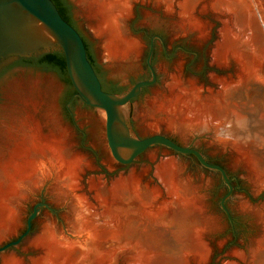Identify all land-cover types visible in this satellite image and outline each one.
Instances as JSON below:
<instances>
[{
  "label": "rangeland",
  "instance_id": "1",
  "mask_svg": "<svg viewBox=\"0 0 264 264\" xmlns=\"http://www.w3.org/2000/svg\"><path fill=\"white\" fill-rule=\"evenodd\" d=\"M70 3L73 8L71 18L83 33L107 85L115 84L128 90L135 82L151 78L152 72L146 59L150 40L158 35L154 37L151 59L157 81L144 87L142 94L129 102V125L140 138L152 134L166 135L180 145L202 151L209 162L223 166L233 185L232 194L226 200L231 218L221 207V199L228 191L221 173L204 167L194 155L154 144L130 164L115 159L106 136L105 111L86 104L80 96H74L68 104L67 99L74 86L67 78L56 71H44L32 65L41 54L61 50L60 46L43 47L30 56H22L32 58V64L19 61L22 58L19 57L0 67V124L13 111L29 110L30 102L21 103L19 95L22 90L34 87L37 103L35 113L46 118L54 113L60 127L67 132L66 146L84 159V165L79 169L77 188L95 205V193L90 186L92 180L112 187L122 179L131 178L142 186L161 187V195L166 197L157 168L164 160H173L182 167V177L189 179L205 196L207 212L217 219V227L205 234L208 256L202 260L194 252L192 231L195 230L197 218L188 210L179 208L180 211L175 214L170 208L150 217L142 212L141 201L133 196H128L123 204L129 209L127 225L130 240L150 247L156 257L167 264H264V249L255 262L251 257H245L244 252L249 250L251 241L263 236L264 226L250 212L242 209L243 202L252 206L264 205V179L261 185L251 181L250 171L240 163L238 153L230 146L216 143L212 133L193 132L183 137L165 124L152 125V120L146 117L148 103L157 94L164 96L170 93L168 84L173 76H178L186 85L192 84L202 98L222 92L223 80L239 79L235 62L230 60L223 63L215 54L226 12L224 15V12L214 9L209 0H195L193 13L205 29L201 35L195 30H183L179 26L182 16L177 2L171 10L154 0H135L131 3L125 26L128 35L140 43L141 50L129 62L114 65L106 57L103 42L94 31L91 18L76 0H70ZM15 62L18 63L15 65ZM257 83L256 80H247L242 85L234 84L225 97L230 108L241 109L240 113L260 120L264 114V85ZM43 120L44 130H47L46 119ZM251 149L256 157L257 170L264 174V144H251ZM52 182L50 177L45 178L43 184L22 201L19 222L13 232L0 239V246L24 231L27 217L36 203L44 200L50 208H41L35 218L33 232L20 244L0 253V264H3L4 257L14 255L24 259V264H32L43 254L41 245L35 244L43 227L48 222H54L66 229L68 208L66 204L58 202L51 192ZM239 253L244 255L241 257ZM117 264L129 263L123 259Z\"/></svg>",
  "mask_w": 264,
  "mask_h": 264
},
{
  "label": "bare ground",
  "instance_id": "2",
  "mask_svg": "<svg viewBox=\"0 0 264 264\" xmlns=\"http://www.w3.org/2000/svg\"><path fill=\"white\" fill-rule=\"evenodd\" d=\"M134 1L76 0L93 21L92 27L103 42L106 57L114 65L129 62L141 50L140 43L128 35L125 26ZM154 1L171 10L177 2L182 16L179 26L201 35L205 33L193 13L195 0ZM209 1L220 13L226 12L214 52L223 63L235 62L239 79L223 80L222 92L202 98L192 84L186 85L173 76L168 84L170 93L157 94L147 105L146 117L152 120V125L165 124L183 137L193 132L212 133L216 143L230 146L238 153V160L250 171L251 181L261 185L264 174L257 170L251 144H264V114L260 120L250 118L240 113L241 109L230 108L225 95L234 84L242 85L247 80L264 85V0ZM19 101L30 102L29 110L13 111L0 124V239L16 228L22 201L50 177L51 192L58 202L67 205V227L62 229L54 222L43 227L35 239L43 254L32 264H117L123 259L129 264H167L150 247L130 240L129 209L123 205L128 196L141 201L142 212L150 217L170 208L175 214L179 208L188 210L197 218L195 230L190 229L194 252L202 260L208 256L205 234L217 227V219L207 212L205 196L197 186L182 177L181 166L166 160L157 168L166 197H162L161 187L142 186L131 178L122 179L112 187L92 180L95 205L78 192V174L84 159L66 146L67 132L60 127L57 116L50 113L46 118L35 113L34 87L22 90ZM242 209L264 226V205L243 202ZM260 237L252 240L249 250L244 252L254 262L264 249V234ZM3 264L24 262L16 256H6Z\"/></svg>",
  "mask_w": 264,
  "mask_h": 264
},
{
  "label": "water",
  "instance_id": "3",
  "mask_svg": "<svg viewBox=\"0 0 264 264\" xmlns=\"http://www.w3.org/2000/svg\"><path fill=\"white\" fill-rule=\"evenodd\" d=\"M154 37L158 35L151 38L146 59L152 72L151 78L135 82L122 94H113L103 90L101 81L87 57L81 34L62 17L52 0H0V67L12 59L30 56L40 48L60 46L70 80L76 90L73 97L80 96L86 104L106 113V136L115 159L120 163L130 164L154 144H162L176 152L194 155L201 165L221 173L228 185V191L221 199V207L231 218L226 200L232 194L233 185L223 166L209 162L200 150L180 145L166 135L152 134L140 138L129 125V102L141 93L143 87L153 85L157 81V74L151 64ZM42 207L50 208V205L44 200L36 203L27 217L24 231L15 239L1 245L0 253L17 246L30 234L33 220Z\"/></svg>",
  "mask_w": 264,
  "mask_h": 264
},
{
  "label": "trees",
  "instance_id": "4",
  "mask_svg": "<svg viewBox=\"0 0 264 264\" xmlns=\"http://www.w3.org/2000/svg\"><path fill=\"white\" fill-rule=\"evenodd\" d=\"M52 1L56 5L58 11L60 12V14L62 15V17L64 19L66 21H68L70 24L74 23L71 19V13H72V9H73L72 6L69 4H66L64 2L65 0H52ZM83 40H84L85 45H86L87 57H88L89 61L91 62L93 68L95 69V71H96V73H97V75L101 81L103 90L106 92H109V93H113V94L124 93L126 90L121 89L120 87H118V85H115V84L107 85L106 84L105 79L103 78V76L100 74V72L98 70V66H97V63H96L94 56L89 51V46H88L86 39L83 38ZM19 61H25L26 63L32 64V58L22 57L19 59ZM17 63L18 62H15V65ZM32 65H35L44 71H56V72L64 75L67 78V81L73 86V84L70 80L69 74H68L65 56H64V53L62 52V50L44 52L43 54H41L38 57V59L36 60V63L32 64ZM143 89H144V87L142 88L141 93L139 95H137L136 97H134L132 100H135L136 98H138V96H140L142 94ZM75 92H76V90L73 87L67 100H69L75 94Z\"/></svg>",
  "mask_w": 264,
  "mask_h": 264
},
{
  "label": "flooded vegetation",
  "instance_id": "5",
  "mask_svg": "<svg viewBox=\"0 0 264 264\" xmlns=\"http://www.w3.org/2000/svg\"><path fill=\"white\" fill-rule=\"evenodd\" d=\"M66 4H69V5H71L72 6V4L70 3V0H65L64 1ZM72 11H73V9H72ZM72 19V18H71ZM73 21V20H72ZM72 24V26H74L76 29H77V31L81 34V36H82V38H84L85 39V37H84V35H83V33L81 32V30L79 29V27L75 24V23H71ZM154 39H153V48H152V54H151V59H152V56H153V52H154ZM150 45H151V40H150V43H149V49H150ZM149 52V51H148ZM72 100H73V96L68 100V104H70L71 102H72ZM202 152V151H201ZM203 154V153H202ZM204 155V154H203ZM205 156V155H204ZM34 223H35V219L33 220V223H32V229H31V232L30 233H32L33 232V229H34ZM25 239V238H24Z\"/></svg>",
  "mask_w": 264,
  "mask_h": 264
}]
</instances>
